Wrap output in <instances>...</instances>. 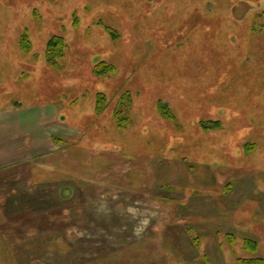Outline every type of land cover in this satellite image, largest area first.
Wrapping results in <instances>:
<instances>
[{
    "label": "rangeland",
    "instance_id": "374dc122",
    "mask_svg": "<svg viewBox=\"0 0 264 264\" xmlns=\"http://www.w3.org/2000/svg\"><path fill=\"white\" fill-rule=\"evenodd\" d=\"M1 141L0 264H264V0H0Z\"/></svg>",
    "mask_w": 264,
    "mask_h": 264
},
{
    "label": "trees",
    "instance_id": "16d2710c",
    "mask_svg": "<svg viewBox=\"0 0 264 264\" xmlns=\"http://www.w3.org/2000/svg\"><path fill=\"white\" fill-rule=\"evenodd\" d=\"M167 116H169V113H168V115ZM65 201H67V199H65ZM68 202V201H67ZM24 205V204H23ZM51 206H52V204H51ZM23 213H25V212H23ZM50 225V224H49ZM45 226V227H41V228H38V230L40 231V232H44V231H46L47 229H49V228H52V225L51 226ZM40 244V243H39ZM24 247L22 246L20 249H23Z\"/></svg>",
    "mask_w": 264,
    "mask_h": 264
},
{
    "label": "crops",
    "instance_id": "0c3cea01",
    "mask_svg": "<svg viewBox=\"0 0 264 264\" xmlns=\"http://www.w3.org/2000/svg\"><path fill=\"white\" fill-rule=\"evenodd\" d=\"M1 143H2V141L0 142V144H1ZM4 148H5V147H4ZM3 152H4V151H2V149H1V153H0L1 156H0V158H1L2 160L0 161V163H2V162H7L6 159H5V157H3Z\"/></svg>",
    "mask_w": 264,
    "mask_h": 264
}]
</instances>
